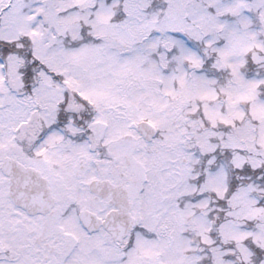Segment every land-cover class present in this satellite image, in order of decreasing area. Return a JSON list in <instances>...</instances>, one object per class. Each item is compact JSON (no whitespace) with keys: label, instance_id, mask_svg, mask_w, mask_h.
<instances>
[{"label":"snow or ice","instance_id":"6c2138e0","mask_svg":"<svg viewBox=\"0 0 264 264\" xmlns=\"http://www.w3.org/2000/svg\"><path fill=\"white\" fill-rule=\"evenodd\" d=\"M0 264H264V0H0Z\"/></svg>","mask_w":264,"mask_h":264}]
</instances>
